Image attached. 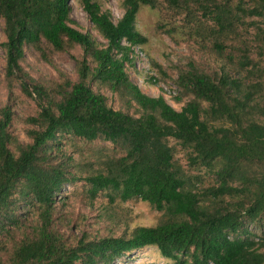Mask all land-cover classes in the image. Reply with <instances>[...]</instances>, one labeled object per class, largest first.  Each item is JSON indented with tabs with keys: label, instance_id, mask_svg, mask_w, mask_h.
Returning a JSON list of instances; mask_svg holds the SVG:
<instances>
[{
	"label": "trees",
	"instance_id": "obj_1",
	"mask_svg": "<svg viewBox=\"0 0 264 264\" xmlns=\"http://www.w3.org/2000/svg\"><path fill=\"white\" fill-rule=\"evenodd\" d=\"M70 1L0 0L6 87L37 103L23 141L11 98L0 109V264H115L146 247L171 264H264V0H123L116 23L97 0H78L105 43L74 27ZM143 6L178 18L216 59L176 74L179 111L127 74L147 42L136 29ZM27 49L53 68L56 54L79 51L75 80L58 68L33 78ZM66 185L91 206L106 199L99 216L116 225L132 200L161 215L102 235L56 206Z\"/></svg>",
	"mask_w": 264,
	"mask_h": 264
},
{
	"label": "rangeland",
	"instance_id": "obj_2",
	"mask_svg": "<svg viewBox=\"0 0 264 264\" xmlns=\"http://www.w3.org/2000/svg\"><path fill=\"white\" fill-rule=\"evenodd\" d=\"M123 0H97L103 11L109 12L112 21L116 23L123 15L122 7ZM70 18L74 22V27L82 33H90L92 37L101 43H105L100 35L95 31L90 23L88 16L81 9L78 0L70 1ZM177 18L175 22L180 24ZM175 22L170 19L165 11L161 8L151 9L149 7H141L136 20V29L146 37L147 42L144 45L137 46L136 52L138 59L134 58L132 65L126 67L130 81L138 86L140 90L153 98L163 96L165 101L175 110L179 111L183 103H176L174 98L179 94V88L174 83L176 74L181 70L189 68L190 60L194 61L197 68L204 70H212L214 68V59L211 55L206 56V50L201 48V45L188 40V37L181 33L175 26ZM175 28L173 33H169V29ZM2 30L0 26V42H3ZM127 45L126 42H122ZM133 52V51H132ZM79 51L72 53H62L53 56L54 68L41 60L40 56L32 49L25 51L24 69L33 78H54L57 74L55 68L68 75L73 81L76 78L75 62L73 55H77ZM141 58L144 60V65L148 66L145 69L142 66ZM152 63H156L162 67L168 74L169 78H164L157 71V68ZM5 65V55L0 47V109L8 99L11 98L13 111L16 117L14 132L19 136L20 140H25L26 126L21 122L24 118L34 115L37 112V103L34 100L26 98L19 88H14L13 94L10 96L3 72ZM154 74L159 80L157 85L150 84L149 78ZM162 84H173L177 87L176 96L168 97L162 94ZM113 97L110 94H105ZM186 101V100H185ZM113 106L118 108V102L114 98ZM110 149V147H107ZM106 152H110V150ZM83 153H86L85 151ZM92 154V153H91ZM56 206L61 207L62 213L68 218L84 217L87 219L82 227L91 230H99L100 233L119 235L122 233H130L138 226H153L157 223L160 213L152 210L146 202L140 200H132L127 203H122L116 210L117 225L112 223L106 216H99L102 206L106 205L107 201L104 198H99L91 206L82 193L75 192V188L66 185L56 198ZM29 219V217H28ZM32 220V219H29ZM90 224L88 227L87 224ZM81 227V228H82ZM80 232V231H79ZM78 234V232H76ZM115 264H171L170 261L161 257L155 247H146L140 251L134 252L129 257L121 258Z\"/></svg>",
	"mask_w": 264,
	"mask_h": 264
},
{
	"label": "built area",
	"instance_id": "obj_3",
	"mask_svg": "<svg viewBox=\"0 0 264 264\" xmlns=\"http://www.w3.org/2000/svg\"><path fill=\"white\" fill-rule=\"evenodd\" d=\"M136 49H138V47H136L134 49V52L137 55V59H138L139 57H138V54L136 52ZM141 61H142V66L141 67H143L145 69H148V66L147 65H144V60L142 58H141ZM151 76H153V77L156 78V76L154 74H151ZM161 88H162V94L164 96L167 95L168 97H171V98L174 97V96H176L177 87L174 86L173 84H162L161 85Z\"/></svg>",
	"mask_w": 264,
	"mask_h": 264
}]
</instances>
